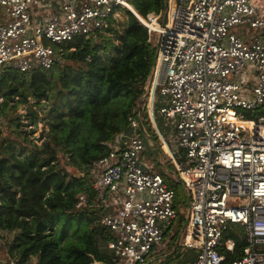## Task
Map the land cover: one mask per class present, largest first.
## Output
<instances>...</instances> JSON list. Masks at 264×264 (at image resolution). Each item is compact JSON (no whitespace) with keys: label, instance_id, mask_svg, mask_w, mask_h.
I'll list each match as a JSON object with an SVG mask.
<instances>
[{"label":"built area","instance_id":"2783aa9c","mask_svg":"<svg viewBox=\"0 0 264 264\" xmlns=\"http://www.w3.org/2000/svg\"><path fill=\"white\" fill-rule=\"evenodd\" d=\"M121 7L147 28L156 50L143 100L159 136L157 115L173 123L168 153L190 196L173 249L193 254L181 264H264V0H168L164 22L154 12L139 15L131 0H0V77L7 68L50 69L58 46L101 31ZM247 64L253 79L241 83ZM3 101L0 90V107ZM138 113L129 116L127 139L106 143L91 171L92 194L79 193L75 204L103 209L98 223L112 234L111 264L161 262L173 234L165 236L164 225L182 211L163 177L138 162ZM231 226L245 244L239 257L226 237Z\"/></svg>","mask_w":264,"mask_h":264},{"label":"trees","instance_id":"16d2710c","mask_svg":"<svg viewBox=\"0 0 264 264\" xmlns=\"http://www.w3.org/2000/svg\"><path fill=\"white\" fill-rule=\"evenodd\" d=\"M131 4L143 17L154 12L163 18L165 0H131ZM123 11L124 21L110 18L96 34L58 46L50 69L37 67L24 73L7 68L0 77L4 97L0 120L11 123L18 117V106L30 104L28 115L34 126L27 133L11 128L14 138L0 129V232H13L0 264H8L9 259L30 264L32 258L37 259L35 264L112 263V254L105 248L112 234L98 223L103 209L75 204L79 193L92 194L89 175L107 154L106 143L117 137L127 139L129 116L137 115L148 95L155 46L148 42L147 28L129 9ZM138 116L143 138H151L145 100ZM152 147H157L155 142ZM69 167L83 177L70 173ZM158 173L174 191L176 209H186L182 183ZM186 214L179 213L181 225L168 236L161 255L172 252ZM226 237L236 241L234 257L241 256L245 244L239 226H231ZM184 253L183 260L173 262L170 255L156 264H181L192 256Z\"/></svg>","mask_w":264,"mask_h":264},{"label":"rangeland","instance_id":"374dc122","mask_svg":"<svg viewBox=\"0 0 264 264\" xmlns=\"http://www.w3.org/2000/svg\"><path fill=\"white\" fill-rule=\"evenodd\" d=\"M119 16L118 21L122 22L125 19V12L123 11V8H119ZM2 12V9L0 8V14ZM234 30V29H233ZM157 37V35H154V37ZM252 71H253V65L247 64L246 67L242 70L241 74H240V82H246L249 79H253V75H252ZM239 77H234L235 80H239ZM30 104H20L18 106L17 109V113L16 115H18V117L12 121L11 123H8L7 120L1 119L0 120V129L3 131V135H9V137L14 138V133H12V129H17L19 131H24V133H27L28 131H30L31 129L34 128L33 124L30 121V117L28 115V111L30 110ZM34 109V108H33ZM32 109V110H33ZM41 112H39L40 115ZM160 123H156L157 124V128H158V132L160 134V136L157 134V132H155L154 128L152 127L150 130H148L147 128V133L151 135V138L143 139V143H144V150L141 152L139 158H138V162L141 166H144L145 164H151L153 166V170L160 172L161 174H163L165 177H167L168 180L170 181H178L177 178V173L175 171V169L170 166V169H168L167 167L170 165V163L173 164V159L170 156V150L172 151V142H174V132H173V123L170 119H166L163 118L162 116H160ZM250 118H254L253 115H247L246 119H250ZM42 127V123H40L37 126V131L34 134L35 137L39 136L40 130ZM12 128V129H11ZM155 137V139L153 138ZM155 142V145L157 146L152 147V143ZM174 144V143H173ZM169 152V153H168ZM174 160H176V155H173ZM157 160L160 161V164H157ZM166 168H164V167ZM68 170L70 171V173H72L74 171L73 168H68ZM80 174L83 175V173L81 172ZM91 177V174L89 175ZM181 184V183H180ZM186 199L188 201V197H189V193L186 191ZM187 201H186V209L185 207L181 208L182 211L181 213H185V211H188L187 208ZM180 221L174 220L172 223H167L164 225V227L166 229L169 230V232L175 233L177 231V229L180 227ZM184 225V224H183ZM72 231V229H69V233ZM13 236V232H0V258H4L5 256V243L7 241H9ZM166 241L168 242V239L166 238ZM176 246V243L174 245V247ZM185 252V255H191L193 254V251L188 250V249H181L178 248L177 252L174 255H171L172 257V261H177V260H183L184 255H182V253ZM37 262L36 258H32L30 261V264H35ZM157 263V258L156 259H149L148 260V264H156Z\"/></svg>","mask_w":264,"mask_h":264},{"label":"water","instance_id":"95a60500","mask_svg":"<svg viewBox=\"0 0 264 264\" xmlns=\"http://www.w3.org/2000/svg\"><path fill=\"white\" fill-rule=\"evenodd\" d=\"M167 6H168V0H165V4H164L165 12H164V15H163V22L166 19V8H167ZM137 111H139V107H138ZM72 174L75 175L78 178H82L83 177V175L80 174V172L75 171V170L72 172ZM178 181L181 183L180 179H178ZM187 205H188L187 208L189 209V207H190V196L188 197ZM187 219H188V216L186 215V219H185V222H184V226H185V224L187 222ZM174 251H175V249H173L172 252L167 255V257H169L170 255H172L174 253Z\"/></svg>","mask_w":264,"mask_h":264}]
</instances>
